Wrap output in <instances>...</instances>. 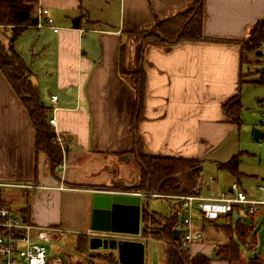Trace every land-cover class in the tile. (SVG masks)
<instances>
[{"label":"crops","instance_id":"crops-1","mask_svg":"<svg viewBox=\"0 0 264 264\" xmlns=\"http://www.w3.org/2000/svg\"><path fill=\"white\" fill-rule=\"evenodd\" d=\"M191 3L192 0H114V10L111 0H37L36 7L48 8L54 26L59 28L54 31L49 26L32 25L24 30L34 31L38 42L48 48L45 55L50 51L53 55L54 64L49 70L53 84L42 92L33 77L32 80L38 85L41 99L51 107L55 133L63 138L62 143L58 142L63 149V161L55 169L47 154L40 152L35 171L33 126L0 68V179L32 190L26 205L29 212H23L25 206L19 209L26 219L58 228V232L62 231L64 221L72 224L68 228L77 230L78 237L85 239V247L79 248L82 254L98 257L100 253L103 257L104 252H110L89 246L93 198L97 193L125 191L98 190V185L136 182L139 149L150 154L213 161L233 179L220 183L215 176L207 180L200 176L199 188L203 193L219 194L233 182L247 191L241 182L243 172V177L237 179L218 165L235 154L231 142L239 127L226 115L223 104L236 94L242 103L244 86L261 82L246 75L252 65L263 63L264 67L263 56L246 52L249 60H244L241 45L247 42L253 26L264 18V0H205L204 34L220 41H183L170 49L147 46L143 60L138 63V39L130 41L129 36L152 28L157 19L188 9ZM75 17L80 18L78 28L72 23ZM9 32L10 29L0 26V40L4 44L1 34ZM122 47L124 68L128 71L143 68L146 74L140 115L136 84L120 70ZM52 95L58 96L56 101ZM260 184L263 183L255 187L261 197L247 193L253 198H264V193L258 190ZM64 200L78 211V216L63 212ZM142 200L148 205V196ZM237 215L239 219L247 217ZM258 216L252 217L253 228ZM232 219L237 220L234 213ZM141 222L151 223L143 216ZM164 223L165 219L161 225ZM147 225L144 229L142 226L134 240L145 243L152 239L147 235ZM213 227L197 215L194 228L201 237L190 252L216 254L214 247L228 241L223 230L214 227L216 232L211 230ZM207 228L211 238L216 239L215 245L212 241L203 242V230ZM58 232L53 240L61 238ZM144 250L146 257L145 244ZM113 253L117 254L115 250ZM118 263L121 264L119 260Z\"/></svg>","mask_w":264,"mask_h":264},{"label":"trees","instance_id":"trees-1","mask_svg":"<svg viewBox=\"0 0 264 264\" xmlns=\"http://www.w3.org/2000/svg\"><path fill=\"white\" fill-rule=\"evenodd\" d=\"M204 2L205 0H192L191 6L188 9L178 12L174 16L157 19L154 26L150 29L133 32L132 34L139 35V44L136 49L138 63L143 60L144 48L147 46L156 45L170 49L175 44L183 41L219 40L209 38L204 34ZM36 3L37 0H0V26L10 29L12 33L8 46L0 40V68L24 105L33 126L36 153L35 171L37 172L38 155L40 152L47 154L51 167L55 169L63 161V149L56 141L55 130L49 121L51 107L41 99L38 85L31 79L32 72L30 66L23 56L14 49L12 43L22 31L35 25ZM263 38L264 18L253 26L247 42L245 41L241 45L242 58L244 60H249L246 52L256 55L255 51L260 49ZM124 57L122 47L120 70L121 73L129 75L136 84V107H138L137 113L140 115L146 90V74L143 68L126 70L123 66ZM257 59L259 58L257 57ZM223 108L230 120L240 126L243 108L240 95L236 94L227 99L223 104ZM241 154L242 151H239L233 154L227 161L219 162V167L228 170L237 179H241L243 176V173L239 169ZM136 158L139 165V176L136 182L132 185L113 184V190L140 191L147 194L148 197L151 193H158L170 198L171 195L194 193V188L200 185V171L204 162L202 159L150 154L140 149L136 153ZM23 210V212H29L27 206ZM158 215H161V213L155 211L152 213L147 209L144 210V208L142 210V216L146 222L151 219L155 220L156 217H159ZM162 216L165 219V223L160 227L158 226L154 230V234L157 238L163 239L166 242L167 264L210 263L212 259L211 255L203 252L193 254L190 252L192 246L190 248H182L179 245L180 236L179 238L174 236V229L177 223V216L174 210L169 216ZM232 216L233 214L230 213L218 219L207 220L216 229L223 230L228 236V241L218 244L215 249L216 255L219 258L228 260L230 264L240 261L242 254L240 245H250L249 243H253L255 239L252 223L245 220L247 218L235 220L232 219ZM234 235L237 236V240L234 239ZM84 240L81 236L78 237V246L80 245V248L82 246L85 247L86 242L83 243ZM103 255L105 256L106 254ZM249 260H251V264H261L262 261L258 255L250 257Z\"/></svg>","mask_w":264,"mask_h":264},{"label":"rangeland","instance_id":"rangeland-1","mask_svg":"<svg viewBox=\"0 0 264 264\" xmlns=\"http://www.w3.org/2000/svg\"><path fill=\"white\" fill-rule=\"evenodd\" d=\"M111 4V8L115 10L114 0H111ZM7 35L1 34V39L4 40L5 44L8 46L12 38L11 31ZM129 38L130 41L132 39L139 40V35L132 34L129 36ZM138 40L136 41L139 43ZM12 43L14 49H16L23 56L25 61L30 66L32 72L31 79L33 77V80L41 86V91L45 92V87L53 84V76L49 74V72H51L49 70H51L50 68L53 67L54 64L52 51H50L48 55H45V53L48 52L47 46L45 43L38 42V38L32 30L25 32L23 31L13 40ZM262 67L263 63L258 64L256 67L252 65L247 71L246 76H255L253 79L258 78L263 82H250L244 86L242 91V122L238 127V131L234 133L231 142V147L233 149L232 151H234V153L242 151L239 165L240 171L244 173V177H241L242 185L250 194H255L257 197H261V195L256 190L255 186L258 183L264 184V181L262 180V177H264V136L259 140L254 139L255 129H260L264 132V122L262 121L264 118V68ZM222 172L224 171L219 170L213 161H204L200 176L205 180H207L209 176H215L216 180L220 183L226 181L230 182L233 180L231 176ZM0 181L5 182L6 180L0 179ZM111 188L112 185L110 186L105 184L98 185L97 187L98 190H108ZM31 192L32 190H29V188L23 189L18 186L2 185L0 186V200L7 202L13 209L20 211L19 209L23 208L30 202ZM174 203L175 199L172 197H154L151 195L148 197L147 210L161 213V215L156 217L157 221L151 219V223L148 225L146 224L147 227H149V230L147 229V235H150L152 239L149 238L144 243L147 252L145 264H167L166 242L163 239L157 238L154 234V230L158 228V226H161V223L164 220L162 218V214L164 216H169L173 212ZM76 205L78 204H74V206ZM63 212H67L68 216L72 215V213H75L78 216V211L71 205H68L66 200H64ZM246 218L247 219L245 220L248 222H253L251 216ZM254 222L256 225L253 233L255 235L256 241L254 239L253 243H249L250 245H253V248H250V245L248 246L246 244H241V259L234 264H251V260H249V258L255 257L256 255L261 257V264H264V215L258 216ZM70 225L72 226V224L64 221V230L62 229L61 232H58L61 238L47 243L49 254L62 257L64 264H119L117 254L111 253L109 251L106 252V255L103 257L99 255V253L98 257H91L87 254H82L79 250L80 245L78 246V231L68 228ZM74 227L77 226L74 224ZM211 230L216 231L214 227ZM209 231L210 230H208V228L203 230V242L212 241L211 243L214 244L213 242H216V239L211 238V232ZM218 232H220V235L221 231ZM234 239L237 240L236 235H234ZM216 246L214 248H216ZM193 249L194 246L192 247V250ZM213 260L214 261H211L209 264H230L229 261L223 258Z\"/></svg>","mask_w":264,"mask_h":264},{"label":"built area","instance_id":"built-area-1","mask_svg":"<svg viewBox=\"0 0 264 264\" xmlns=\"http://www.w3.org/2000/svg\"><path fill=\"white\" fill-rule=\"evenodd\" d=\"M35 17L36 27L49 26L54 31H58L59 28L54 26V19L50 16L48 8L38 7ZM260 48L264 50V38ZM57 97V95H52V100L56 101ZM49 121L53 128L56 127L54 116L50 117ZM56 141L59 143L63 141L58 132H56ZM2 185L23 186V184L13 182H0V186ZM258 190L264 193V184L258 185ZM124 192L137 194L142 198L147 196L140 191ZM151 196L162 195L152 193ZM170 197L174 198L176 202L174 204V212L177 216L176 228L182 230L179 240V245L182 248H190L201 237V233L194 228L197 215H201L206 220H214L230 213L246 216H258L264 213V198H253L237 182H233L229 189L216 195L203 193L197 186L194 188V193L171 195ZM58 231L59 229L55 227L33 223L26 219L22 212L0 200V264H64L62 257L49 254L47 248V243L55 238ZM139 234L91 231V236L124 240H134Z\"/></svg>","mask_w":264,"mask_h":264},{"label":"water","instance_id":"water-1","mask_svg":"<svg viewBox=\"0 0 264 264\" xmlns=\"http://www.w3.org/2000/svg\"><path fill=\"white\" fill-rule=\"evenodd\" d=\"M80 18L75 17L72 23L75 28L80 25ZM256 56H264L263 49L255 51ZM264 136V132L260 129L254 130V139L259 140ZM146 203H143L142 196L137 194L114 192L111 194L97 193L93 198V210L91 220V230L94 231H112L120 233H141V228H145L146 224H142V210L147 209ZM234 218L239 219L236 213ZM181 229H174V236L179 238ZM91 249L104 251L109 249L117 252L118 260L121 264H144L145 250L144 242L138 240H124L108 237L91 236L89 241ZM106 253V252H104ZM212 258H217L215 252Z\"/></svg>","mask_w":264,"mask_h":264}]
</instances>
